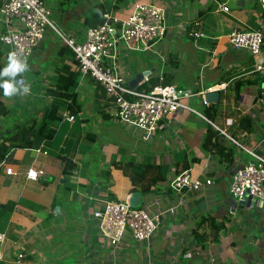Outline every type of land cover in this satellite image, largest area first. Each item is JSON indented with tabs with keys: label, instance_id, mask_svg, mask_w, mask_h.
I'll return each instance as SVG.
<instances>
[{
	"label": "crops",
	"instance_id": "0c3cea01",
	"mask_svg": "<svg viewBox=\"0 0 264 264\" xmlns=\"http://www.w3.org/2000/svg\"><path fill=\"white\" fill-rule=\"evenodd\" d=\"M48 1L54 20L63 28L60 30L82 40L85 34H78L76 26L87 8L103 3L122 20L137 0H76L68 9L63 7L65 0ZM145 1L165 12L167 32L163 39L142 50L121 48L128 82L138 72H144L139 84L166 74L188 104L229 132L238 127L241 115L248 114L254 130L235 133L234 137L264 153V110L258 104L263 77L255 71L264 60V45L260 54L253 55L234 48L228 36L235 28L261 29L264 33L260 0ZM222 4L230 10H222ZM196 19L203 21L205 32L198 39L190 34ZM3 27L0 20V31ZM64 45L57 32L46 29L22 74L31 92L26 94L14 84L11 95L6 96L3 85L9 74L4 70L11 60L9 49L0 42V99L8 109L0 116V139L35 110V102L50 100L46 90L62 68L77 70L73 53L59 52ZM76 91L82 108L74 121L60 123L49 138L37 137L32 147L12 148L0 162V207L8 200L16 201L14 210L0 220V231L7 234L6 258L0 264H209L208 253L216 258V264H264V205H240L229 193L233 172L251 158L246 151L226 137L223 142L236 146L235 159L232 165L221 162L202 148L211 122L187 111L170 116L163 129L149 141L142 140L140 131L118 120L115 104L90 76H80ZM196 98L200 108L196 107ZM83 101H87L85 106ZM30 102L33 107H29ZM227 117L236 122L227 126ZM84 139L102 141L101 150L109 156L103 165H96L94 172L85 175L83 167L93 150L81 149ZM117 145L129 149L122 152L127 161L159 164L158 169L152 166L147 171L143 182L150 183L149 190L140 191L141 206L151 214L163 213L162 225L149 241H136L127 234L118 246L110 247L99 232L93 211L102 200L119 199L114 184L121 181L123 190L129 178L114 164L124 161ZM58 154H65L76 167L66 173ZM114 154L116 158L112 159ZM195 157L198 162H194ZM30 168L45 173L37 180L30 179ZM182 170L194 175L201 171L212 178V184L189 192L186 206L170 212L169 207L179 198L170 181ZM159 176L164 179L155 181ZM131 186L130 181L125 199ZM212 218L224 224L218 242L210 241L214 233ZM198 239L209 242L201 247ZM198 249L200 254L196 253Z\"/></svg>",
	"mask_w": 264,
	"mask_h": 264
},
{
	"label": "built area",
	"instance_id": "2783aa9c",
	"mask_svg": "<svg viewBox=\"0 0 264 264\" xmlns=\"http://www.w3.org/2000/svg\"><path fill=\"white\" fill-rule=\"evenodd\" d=\"M260 3L264 8V0H260ZM221 9L230 10L227 4H222ZM103 16L101 25L87 28L84 38L78 40L76 36H69L60 30L52 19V10L45 5L44 0H0V20L4 25L0 31V42L9 49L10 54L14 53V58L20 64H27L46 29L57 32L74 53L81 77L90 76L103 88L107 98L116 106L118 120L134 126L140 131L142 140L149 141L164 128L166 119L178 112H195L205 117L183 99L181 91L173 84L158 85L149 91H139L129 85L121 48L139 51L164 38L168 23L160 7L145 0H137L125 19L120 20L110 10L105 11ZM190 34L195 39L205 35L202 20H194ZM228 36L234 48L246 49L253 55L262 52L264 33L261 29L235 28ZM255 71L263 77L258 104L264 110V60L255 66ZM17 83L24 93L31 92L26 88L23 77H19ZM63 119L72 122L75 116L64 112ZM208 121L251 157L233 172L229 183L230 195L235 200L250 195L254 200L264 201V153L242 143L213 120ZM234 122L233 117L225 119L227 126ZM6 171L12 173L11 168ZM44 173V170L30 168L27 176L37 180ZM210 184L212 178L201 171L196 175L189 170L180 171L170 181V187L179 194V198L168 211L175 212L176 208L185 207L189 192L199 191L204 185ZM128 199L102 200L93 211L99 232L110 247L118 246L127 234L136 241H149L162 225L163 212L151 214L143 206H131ZM6 240V232L0 231V262L6 258ZM196 253L200 254V250ZM207 256L210 258L209 264H216L214 256L209 253Z\"/></svg>",
	"mask_w": 264,
	"mask_h": 264
},
{
	"label": "trees",
	"instance_id": "16d2710c",
	"mask_svg": "<svg viewBox=\"0 0 264 264\" xmlns=\"http://www.w3.org/2000/svg\"><path fill=\"white\" fill-rule=\"evenodd\" d=\"M107 11L106 6L103 3H95L93 6H90L84 12V16L79 25V28H76L78 34H85L87 28L99 26L104 22V13ZM65 44V43H64ZM264 45V43H263ZM60 53H73L68 45L61 46ZM74 57V53H73ZM76 61V60H75ZM23 65V70L17 72L15 75H8V82L12 85H18L17 80L19 77H22L26 69L27 64ZM80 72L77 70H72L70 66H65L59 72L56 80L52 84L51 88L46 90V94L50 96V100L46 102L42 108H38L30 111L26 119L22 122L15 123V128L13 131H10L8 134H3L0 139V162L6 157L8 152L14 147H32L34 139L39 136L49 138L55 134L57 127L60 123L65 121L63 119V113L68 112L72 115H77L81 111V103L77 100V91L76 87L80 79ZM171 84V79L169 76L164 74L162 77H152L148 82H143L137 85L136 89L139 91H149L158 85H167ZM237 81L235 82V85ZM239 86V83L236 87ZM15 93L19 90H14ZM105 93V91H103ZM236 97V95H235ZM216 112V111H215ZM214 112V113H215ZM8 109L0 99V116L6 115ZM206 110L204 114H206ZM213 119V118H212ZM254 130L253 124L251 122L250 116L248 114H243L239 118V124L237 128L230 129L228 132L233 136L235 133H248ZM87 136V134H85ZM226 138L218 129L213 127L210 123L207 126L206 134L203 139L202 148L210 153L217 155L221 162L226 163L227 165H232L235 159V149L236 146L228 145L222 141ZM60 158L64 161L63 170L67 173L73 170L76 167V164L69 159L65 154H58ZM199 158H194V162H198ZM114 164L117 167H120L124 170L125 173L131 179L132 186L130 187V192L139 190L141 192H147L149 190V184H145L143 181L146 179L147 171L150 167L159 168V164L155 163H141L129 160L124 163V161H114ZM150 168V169H152ZM133 172V174H132ZM157 179H164L162 176ZM16 205V201L8 200L0 207V220L10 214ZM212 225L211 229L213 230V235L210 239L212 242H218L220 240V231L224 229L223 222H218L214 218L211 219ZM209 241L207 239H198L197 244L201 247L207 245Z\"/></svg>",
	"mask_w": 264,
	"mask_h": 264
},
{
	"label": "rangeland",
	"instance_id": "374dc122",
	"mask_svg": "<svg viewBox=\"0 0 264 264\" xmlns=\"http://www.w3.org/2000/svg\"><path fill=\"white\" fill-rule=\"evenodd\" d=\"M44 3H45V5L47 7H49L50 9H52L51 2H49L48 0H44ZM75 3H76V0H65L64 3H63V7H65V9H68L69 8V5H73L72 7H74L75 6ZM52 19H54V12H53V10H52ZM80 23L77 24L76 28H79ZM57 25L59 26V28L61 30H63L62 26H60L58 23H57ZM199 101H200L199 98H196V103H197L196 107H198V108H200L199 106L201 105V103ZM44 102H45V100L43 102H41V103L35 102L34 108L35 109L42 108L43 105L46 103V102L45 103ZM82 103L85 106L87 104V101H83ZM33 104L34 103H31L30 102L29 107H33ZM198 104H199V106H198ZM133 130H135V129L133 128ZM116 133H118L117 130H116ZM101 142L102 141L94 143L93 140H91V139H84L83 144L85 146L82 145L81 149H85V147H88V148L91 147V150H93V151H91V153L88 154L89 161L87 162L88 164L87 165H84V167H83V171H82L83 175H85V172H88V171H90V173L94 172L96 165H98V164L100 165V164H102V162L104 160H108L109 159V156L107 154H105L101 150V145H100ZM119 149H120V154L119 155H124V154H122V152L124 150H129V149H124V147H122V148L119 147ZM125 155H124V163L127 162V160H126L127 157ZM115 158H116V154H114V156L112 157V159H115ZM151 163H153V161H151ZM132 174H133V172H132ZM130 181H131V179H130ZM130 181H129V178L126 179L125 188L123 190H122V188H120L121 181H119L116 184H114V187L116 188L115 189V192H116L117 196L119 197V199H121V200L125 199V195L124 194L126 193V191L128 189V185H130Z\"/></svg>",
	"mask_w": 264,
	"mask_h": 264
},
{
	"label": "water",
	"instance_id": "95a60500",
	"mask_svg": "<svg viewBox=\"0 0 264 264\" xmlns=\"http://www.w3.org/2000/svg\"><path fill=\"white\" fill-rule=\"evenodd\" d=\"M144 77V72H138L135 74V76L129 81V85L131 88H136L137 85L142 81ZM129 203L131 206L136 207L141 205L142 203V198H141V193L139 190L132 191L129 196ZM240 205H245V206H253L254 204L257 205H264L263 200H254L250 195H248L244 199L236 200Z\"/></svg>",
	"mask_w": 264,
	"mask_h": 264
},
{
	"label": "clouds",
	"instance_id": "9594fccd",
	"mask_svg": "<svg viewBox=\"0 0 264 264\" xmlns=\"http://www.w3.org/2000/svg\"><path fill=\"white\" fill-rule=\"evenodd\" d=\"M9 58L11 60L10 65L4 70V74H12L15 75L17 72L23 70V65H21L15 58H14V53H11L9 55ZM5 89V95H11V92L13 91V85L10 82H5L3 85ZM141 206V205H139Z\"/></svg>",
	"mask_w": 264,
	"mask_h": 264
}]
</instances>
